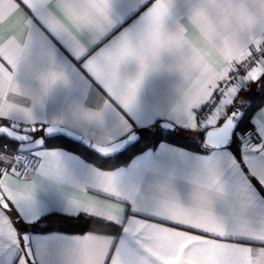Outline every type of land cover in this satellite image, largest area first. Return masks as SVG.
<instances>
[{
	"label": "snow or ice",
	"instance_id": "snow-or-ice-1",
	"mask_svg": "<svg viewBox=\"0 0 264 264\" xmlns=\"http://www.w3.org/2000/svg\"><path fill=\"white\" fill-rule=\"evenodd\" d=\"M68 65L99 102L50 118L49 96L74 86ZM163 72L179 75L178 98L145 120L140 91ZM257 84L264 0H0V133L72 129L104 156L159 141L130 170L84 180L61 149L21 158L5 143L0 264H264V106L237 127L240 94ZM41 190L62 195L56 219L81 234L38 227L52 219Z\"/></svg>",
	"mask_w": 264,
	"mask_h": 264
},
{
	"label": "crops",
	"instance_id": "crops-1",
	"mask_svg": "<svg viewBox=\"0 0 264 264\" xmlns=\"http://www.w3.org/2000/svg\"><path fill=\"white\" fill-rule=\"evenodd\" d=\"M138 15L139 13H136L131 17H129L125 21L124 26L131 24ZM65 55H67V53H65ZM69 59H71V57H69ZM73 63L75 62L73 61ZM67 71L70 77H72L73 79L74 86L71 89H65L62 87L57 88L52 92V94L49 96L46 102L45 112H44V114H46L50 118L60 115L74 101H77L85 97L88 98L89 103L99 102V97L96 95L95 92H92L89 95V85L86 82L80 80L76 76L70 65L67 66ZM180 83L181 82L179 75L174 72L152 73L146 76L144 85L139 95V103H140L142 118L148 120L153 112L163 111L166 107L174 103L175 100L178 98ZM262 87L263 86L258 84L252 85L248 91L241 92L240 99H243L246 103L237 106L241 108L242 112L251 102L252 98L258 92H260ZM262 106H264V104ZM158 146L159 144L157 145V147ZM157 147L149 148V149L155 151ZM177 147L180 146L177 145ZM51 148H58L63 151L65 158L68 160V162L70 163L73 169L74 176L79 180L90 178L97 169L107 170V171H115V170L128 171L130 170V166L132 165L133 160H135L137 157L141 156L144 152H147L149 150L146 149L145 151L137 154L130 161H128V163L123 164L119 167H116L114 169H103L94 165L93 163H90L89 161H86L82 156H80L79 154L73 151L61 147H46L44 144V140L42 141V144L39 147L35 145L34 147H28L26 149L29 150L31 153H33L34 150L35 152H38L41 149H51ZM190 151H194V150H190ZM175 188L179 195H181L182 197L186 196L189 189L187 180L177 179L175 183ZM260 196L264 197V189L260 190ZM40 199L42 206L45 209H49L48 213L54 211L60 212L59 208L63 207L64 205V199L62 195L52 190H41ZM257 200H259V197H257ZM261 203H264V201H261ZM56 232H60L64 234L65 237H72L77 234H81V233H70V232H62V231H56Z\"/></svg>",
	"mask_w": 264,
	"mask_h": 264
},
{
	"label": "trees",
	"instance_id": "trees-1",
	"mask_svg": "<svg viewBox=\"0 0 264 264\" xmlns=\"http://www.w3.org/2000/svg\"><path fill=\"white\" fill-rule=\"evenodd\" d=\"M264 104V86L258 92L251 100V102L248 104V106L243 111V115L240 117V121H243V125H241L239 122L237 124L238 128L243 127L244 130H247L249 127H251L249 121L251 119V116L256 112V110ZM247 117L248 119H245ZM46 126V125H45ZM34 136H41L43 137L44 144L46 147H61L65 148L67 150L73 151L80 156H82L86 161H89L90 163H93L94 165L103 168V169H114L116 167H119L123 164L128 163L134 156L137 154L145 151L149 148L157 147L159 144V141L155 140L154 138H146L145 142L143 144H140L138 147H134L133 145L136 144L133 143L128 148H125L124 151L121 153L114 155L112 157H102L96 152L92 151L90 148L84 146L83 144L73 141L71 139H68L64 136H55L51 138H44V132L43 130L37 131L33 133ZM181 144H178L180 147H185L186 145L184 143H189L187 138H180ZM171 143V141H169ZM7 143L9 144L8 152L13 153L17 150H19L18 144L19 142L13 141L12 139H9L8 137L2 135L0 136V150L3 149V145ZM15 145V147H13ZM190 150L199 151L198 148L192 147ZM62 215L61 212H51L48 213V216H51L52 219L48 220L45 218V221L38 225L40 228H47L50 231L56 232V231H62V232H70V233H81L82 230L72 224V223H65L63 221H60L56 219L57 217H60ZM31 231V229H30Z\"/></svg>",
	"mask_w": 264,
	"mask_h": 264
},
{
	"label": "water",
	"instance_id": "water-1",
	"mask_svg": "<svg viewBox=\"0 0 264 264\" xmlns=\"http://www.w3.org/2000/svg\"><path fill=\"white\" fill-rule=\"evenodd\" d=\"M45 127H47V125ZM2 135H4V136L9 138L8 135L0 133V136H2ZM28 135L31 136V138H32L29 141H21V140H16V139H12V140L21 143V142H30V141L35 139V136H34L33 133H29ZM55 136H64V137H67L68 139H71L73 141L79 142V143L83 144L84 146L90 148L92 151L96 152L97 154H99L102 157H112L114 155H117V154L121 153L122 151H124L125 148H128L130 145H132L133 143L136 142V141H132L129 144L125 145L123 148L119 149L118 151L113 152L110 155L104 156V155H101L99 152H97L94 148H92L88 143H86L84 139L79 138V134L74 132L71 129H65V130L57 131V132L50 133V134L44 132V138L48 139V138L55 137Z\"/></svg>",
	"mask_w": 264,
	"mask_h": 264
},
{
	"label": "rangeland",
	"instance_id": "rangeland-1",
	"mask_svg": "<svg viewBox=\"0 0 264 264\" xmlns=\"http://www.w3.org/2000/svg\"><path fill=\"white\" fill-rule=\"evenodd\" d=\"M41 136H36L34 140L30 141V142H19L18 144V149L22 150V151H26V152H30L29 150H27L26 148L28 147H34L36 144L34 143V141L38 138H40ZM33 153H36L35 150Z\"/></svg>",
	"mask_w": 264,
	"mask_h": 264
},
{
	"label": "built area",
	"instance_id": "built-area-1",
	"mask_svg": "<svg viewBox=\"0 0 264 264\" xmlns=\"http://www.w3.org/2000/svg\"><path fill=\"white\" fill-rule=\"evenodd\" d=\"M13 153L18 154L21 158H25V157L31 158L32 155L34 154L31 152H26V151H22V150H17Z\"/></svg>",
	"mask_w": 264,
	"mask_h": 264
}]
</instances>
